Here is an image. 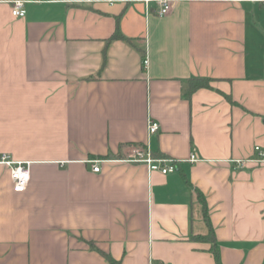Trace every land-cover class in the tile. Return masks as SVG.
Returning a JSON list of instances; mask_svg holds the SVG:
<instances>
[{
	"label": "crops",
	"instance_id": "crops-1",
	"mask_svg": "<svg viewBox=\"0 0 264 264\" xmlns=\"http://www.w3.org/2000/svg\"><path fill=\"white\" fill-rule=\"evenodd\" d=\"M11 1L0 156L29 161L30 178L14 192L0 164V264H108L93 249L119 264H216L212 242L192 238L208 232L194 188L219 264H264V0L177 2L164 16L139 0H45L23 17ZM117 16L133 45L106 44ZM192 77L211 88L186 98ZM140 146L177 170L126 162Z\"/></svg>",
	"mask_w": 264,
	"mask_h": 264
},
{
	"label": "built area",
	"instance_id": "built-area-1",
	"mask_svg": "<svg viewBox=\"0 0 264 264\" xmlns=\"http://www.w3.org/2000/svg\"><path fill=\"white\" fill-rule=\"evenodd\" d=\"M45 0H13L11 1L10 14L13 17H23L26 13L25 5L28 3H38ZM91 1V0H84ZM110 4L117 0H103ZM144 3L146 13L150 12V4H155V13L158 16L166 15L177 2L192 1V0H139ZM148 59L143 60V65L146 66ZM158 130V123L156 121H148L147 132L148 134H154ZM254 152L258 156V161H264V150L256 145L253 148ZM190 163H195L198 159L191 153L187 159ZM126 162L143 163L146 165L148 172L157 171L162 175L173 173L177 170L178 160L166 157H155L148 146H140L133 149L131 155L125 159ZM97 160L92 161V170L94 172L99 171ZM237 165L242 163L241 160L234 162ZM0 164H3L9 170V177L11 180L12 190L14 192H23L28 184L30 178V162L29 161H16L8 154H2L0 156Z\"/></svg>",
	"mask_w": 264,
	"mask_h": 264
},
{
	"label": "trees",
	"instance_id": "trees-1",
	"mask_svg": "<svg viewBox=\"0 0 264 264\" xmlns=\"http://www.w3.org/2000/svg\"><path fill=\"white\" fill-rule=\"evenodd\" d=\"M114 40H120V41H123V42H126L128 44L133 45L132 40L129 39L128 37L124 36L122 34V32L120 31L119 16L116 17L114 32L105 41H106V44H109L110 42H112ZM209 82H210V80L205 79V78H193V77L189 78L184 83L183 95L186 98H189L190 95L194 91H196L200 88L210 89L211 86H210ZM226 98L229 100V102L232 103L231 99L228 96H226ZM194 192L196 194L197 200L201 204L202 217H203L204 222L206 223L208 232L206 235H196V236H192V238L194 240H198V241H210V242H212L213 246L210 248V251H211L212 255L214 256L216 264H219L217 248L214 247L215 246L214 245L215 244L214 243L215 242L214 232H213V228H212V225L210 223V220H209V213H208V208L206 205L205 198H204L203 194L197 188H194ZM92 249H93V247H92ZM93 250H96L97 252H99L104 257V259L108 262V264H119V262L115 261L109 254L104 253V252L100 251L99 249H93Z\"/></svg>",
	"mask_w": 264,
	"mask_h": 264
}]
</instances>
